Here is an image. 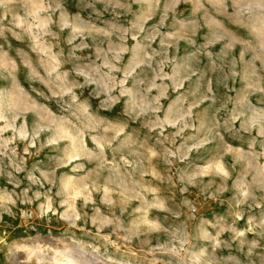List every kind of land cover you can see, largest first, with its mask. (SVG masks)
<instances>
[{"label": "rangeland", "instance_id": "374dc122", "mask_svg": "<svg viewBox=\"0 0 264 264\" xmlns=\"http://www.w3.org/2000/svg\"><path fill=\"white\" fill-rule=\"evenodd\" d=\"M0 264H264V0H0Z\"/></svg>", "mask_w": 264, "mask_h": 264}]
</instances>
